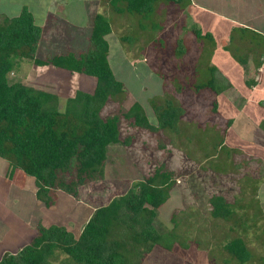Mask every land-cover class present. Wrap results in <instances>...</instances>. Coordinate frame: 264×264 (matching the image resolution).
<instances>
[{"label":"rangeland","instance_id":"1","mask_svg":"<svg viewBox=\"0 0 264 264\" xmlns=\"http://www.w3.org/2000/svg\"><path fill=\"white\" fill-rule=\"evenodd\" d=\"M57 1L6 0L0 3V26L8 17L19 14L18 8L22 5L32 11L36 22L44 18V8L50 6L56 15L46 19L41 26L43 33L36 51V57L43 59L59 54L83 53L94 17L105 16L111 26V32L105 37L109 46L108 61L125 91L120 108L125 111L133 103H139L153 125L157 124V120L149 105L152 98H168L186 109L187 113L178 124L179 131L166 133V140H161L160 134L147 132L140 136L134 134V141L140 146L137 152L135 148L126 150L114 146L109 151L105 178L82 186L77 199L58 192V199L51 207L35 203V184L30 177L29 188L5 190V199L0 200V211H10L32 230L25 228L19 241L32 240L38 223L63 226L77 236L94 208L105 206L113 198L124 195L132 183L143 180V175L151 173L147 170L150 165L158 166L164 162L174 173V187L167 201L157 209L154 225L159 232L174 230L181 237L182 245H174L172 251L155 247L144 257L142 264H237L225 250V245L233 238L247 239L245 243L251 252L246 264H264V248L259 246L264 244V237L249 239L254 229L264 230L261 218V214L264 215V169H259L261 161L256 158H250L248 162L234 161V164L229 159V156L240 154L233 150L241 149L243 153H253L254 156H257L256 151L264 152V135L256 130L258 123L255 124L260 115L264 117V113L252 112L253 116H245L250 110L247 109L227 131L226 119L213 110L214 102L221 95L215 96L207 89H195L207 82L208 61L218 50L219 35L225 36L223 42L226 41L229 25L217 18L209 19L205 14L207 18L203 19V29L209 30L212 23L218 24L216 29L219 33L215 35L216 32L212 31L211 38L195 37L193 29L201 25L194 21L202 13L190 7L188 0L174 4L158 2L150 19L144 20L128 12L113 13L106 0L71 1L66 9L57 5ZM256 2L262 6L259 7ZM199 3L242 23L253 21L255 17L260 20L258 25L264 23V0H215L213 5L204 0ZM193 10L198 18L189 15ZM72 15L79 23L66 21ZM135 59L138 61L134 62ZM219 67L223 70L222 66ZM229 75L234 86L243 92L246 84L240 81L239 74L232 72ZM8 79L55 93L62 109L66 99L73 97L77 91L91 93L95 86L93 77L53 66L38 67L30 62H23L19 71L10 74ZM232 79L237 80L233 82ZM249 106L254 105L250 103ZM118 109L116 104L107 111L116 113ZM248 117L251 122L247 121ZM123 126L126 127L127 123ZM225 137L226 143L222 146ZM159 140L166 148L155 155ZM216 145L218 147L214 150ZM213 152L217 155L211 159ZM132 155L142 164L141 171L134 165L136 161L130 158ZM1 161L4 160L0 158ZM217 162L219 164L215 166ZM214 194L227 199L232 211L229 218L211 217L209 199ZM3 219L0 217V245L8 231L2 223ZM4 254L2 250L0 258ZM66 257L56 253L52 262L69 264L64 261Z\"/></svg>","mask_w":264,"mask_h":264},{"label":"trees","instance_id":"2","mask_svg":"<svg viewBox=\"0 0 264 264\" xmlns=\"http://www.w3.org/2000/svg\"><path fill=\"white\" fill-rule=\"evenodd\" d=\"M106 1L113 13L128 12L144 20L150 19L158 2L174 4L183 0ZM110 32L109 20L96 15L83 53L40 59L36 51L42 28L27 7L0 26V158L9 163L10 179L20 172L34 180L36 198L45 207L53 206L58 192L77 199L82 186L105 178L109 151L114 146L135 148L137 152L140 146L135 143L134 134L147 132L160 134L161 140H166V133L179 131L178 124L187 113L168 98H152L149 105L157 120L153 125L139 103L125 111L120 108L125 91L108 61L105 37ZM193 32L197 38H211L207 33L201 37L200 29ZM23 62L93 77L94 89L91 93L77 91L66 99L62 109L55 93L8 79ZM207 71V82L195 89H207L218 96L232 88L215 66L208 64ZM116 104V113L107 111ZM213 110L217 111L216 102ZM225 123L228 126L231 122ZM161 140L156 144L155 155L166 148ZM134 155L130 158L141 171L142 164ZM147 170L151 173L132 183L124 195L96 208L77 236L63 226L38 223L31 242L14 254H4L0 264H54L52 257L56 253L65 254L64 261L69 264H142L155 247L172 251L174 245H182L174 230L159 232L154 225L157 209L174 187V173L164 162L152 164ZM209 204L211 217L231 216L225 196L214 194ZM225 250L237 264H246L250 258L243 238L231 239Z\"/></svg>","mask_w":264,"mask_h":264},{"label":"crops","instance_id":"3","mask_svg":"<svg viewBox=\"0 0 264 264\" xmlns=\"http://www.w3.org/2000/svg\"><path fill=\"white\" fill-rule=\"evenodd\" d=\"M71 1L96 2V0H58L57 5H60L63 9H66L68 4L71 5L70 4ZM203 1L204 0H192V1L188 0V5H190V7H192L194 10H199L202 13L199 15L200 16L199 19H196V21H194L195 24L198 23L201 25V26H198L199 27L198 29L202 28L200 29L201 32L205 31L204 34L207 33L209 35L212 34V31H214V33L216 32L215 35L216 34L218 35L219 33V30L216 29V25L218 24L215 25L212 23L209 27V30L203 29V27H205V23H204L205 21H203V19L205 20L207 18L205 14L208 15L209 19L212 18L213 20L214 18L215 19L217 18L227 23V25H229L227 26L229 27L228 28L229 32H228V35H226V38H225L226 41L223 42V38L225 36L219 35L220 37L218 40H220V43L218 44V48H216L218 50L214 51V54L211 55L210 60L208 61V64L215 66L220 71V73L230 82L232 86V88L227 93L220 94L221 96L218 95L219 99L216 102L217 104L216 113L219 114L221 117H223V119H226L225 121L231 122L226 128V130L228 131L231 127L234 126L235 119L238 116H240V114L244 113L247 109L248 110L250 109V110L249 112L244 114L245 116H253L252 112L254 113L260 112L261 114L264 113V23L261 25H258V21H260L258 17H255L253 21H244V23L234 18L225 17L223 16L222 13H219L217 10L214 11L212 9L207 8L205 5H201L199 3ZM5 2L6 0H0L1 4ZM209 2L213 5L215 0H209ZM256 4H258L259 7L262 6L261 3L256 2ZM82 6L85 9V3H83ZM22 8H23V5L20 6V9L18 8V12H20L19 10H21ZM194 10L191 11L189 15H195V17L198 18V15L195 14ZM29 11L32 13L30 9ZM44 11H43L44 18L42 20H39L38 22H36L33 16V13H32L35 23L40 27L44 25V22L46 21V19L51 18L52 16L56 15V11H53V9L50 10V6H46L44 8ZM74 18L75 16L72 15L71 17L66 19V21L72 20V23L74 21H76V23H79V20H75ZM206 31H209V32H206ZM42 33H43V28H42ZM236 33L237 35L238 34L239 35L236 36ZM87 43H88V40H87ZM219 51L220 53L218 54ZM136 61H138V59H135L134 62ZM219 66H222L223 70ZM232 72H236L237 74H239L240 81H242L243 84L244 83L246 84V88L244 87L243 92H240L238 88L234 86V84L232 83L231 81L232 77H230L231 75H229V73L231 74ZM234 80H237V79H234ZM250 103H253L254 106H249ZM255 110H259V111H255ZM259 120H262V121H259ZM263 120H264V117L260 115V117L258 118V121H256L255 124L258 123V125L256 126V130L260 131L264 135V128H261V126L264 125ZM247 121L251 122V119L248 117ZM227 131H225V133ZM226 138L227 137L223 139L222 144H221L222 146H225ZM227 141L229 142V140ZM233 151H238L240 154H237L236 156L231 157V158L229 156V159L232 164H234L233 163L234 161L246 160L248 162V159L250 160V158H256L259 161H261V165L259 164V169L260 170L264 169V152L256 151L255 153H257V156H254L253 153H249V154L243 153L241 149L233 150ZM216 155H217V152H215L214 156L210 158L214 159ZM244 158H247V159H244ZM218 164L219 162H217L215 166H217ZM9 170H10L9 163L6 160L1 161L0 162V200L1 198L5 199L4 193H3L5 190L11 191V189L13 188L16 191H21L23 189L29 188L28 181L30 180V178L22 175L20 172H16L14 175V179H10L8 177ZM35 192H36V188L34 187V190H33L34 201L35 203L36 201L40 203V201L37 200L36 198ZM57 199H58V193L56 195V200ZM0 217L4 218L3 219L4 221L2 223L5 226V229L8 230L7 234L3 233L5 235L0 245V252L3 250L5 254L6 253L14 254L17 251H19L22 247L26 246L28 242L31 240L30 239L28 242H24V243H21L19 241L21 239V236L23 235L24 229L30 228L31 230V227L28 226V224H25L19 221L17 217H14L13 215H11L10 211H0ZM245 218H248V217H245ZM261 218L264 220L263 214H261ZM250 234H251V237H249V239L250 238H252V240L262 239V237H264V230L254 229L253 231L250 232ZM259 246L264 248V244L260 243ZM247 248H248V245H247ZM248 251L249 253L251 252L250 248H248Z\"/></svg>","mask_w":264,"mask_h":264}]
</instances>
